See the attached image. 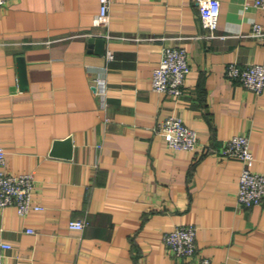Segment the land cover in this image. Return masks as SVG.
<instances>
[{
    "label": "crops",
    "instance_id": "crops-1",
    "mask_svg": "<svg viewBox=\"0 0 264 264\" xmlns=\"http://www.w3.org/2000/svg\"><path fill=\"white\" fill-rule=\"evenodd\" d=\"M207 37L194 0H9L0 6V144L4 170L31 173L42 209L0 207L3 264H264V201L236 199L243 162L219 154L248 135L252 170L264 173V90L226 75V65L264 63V9L219 0ZM108 35V36H107ZM103 39L101 52L98 42ZM186 48L190 71L179 96L151 88L164 46ZM110 50L112 59H107ZM25 64L19 79L18 58ZM105 80V95L93 80ZM180 115L197 131L194 150H173L158 127ZM70 138L67 145L56 141ZM70 220H83L82 229ZM197 227V251L170 252L163 233ZM34 229L28 232L27 228Z\"/></svg>",
    "mask_w": 264,
    "mask_h": 264
},
{
    "label": "built area",
    "instance_id": "built-area-1",
    "mask_svg": "<svg viewBox=\"0 0 264 264\" xmlns=\"http://www.w3.org/2000/svg\"><path fill=\"white\" fill-rule=\"evenodd\" d=\"M202 25L208 30L207 37L215 36L220 13L219 0H194ZM9 0H0V6H4ZM111 0H99L98 12L93 18L94 25H106L109 21V8ZM254 7L264 9V0H252ZM251 36H264V28L260 23H254L249 33ZM108 36V35H107ZM107 59H112L110 50L106 52ZM190 71L188 53L183 46H164L160 60L153 68L151 74V88L158 92H165L179 96L183 93V85ZM226 75L238 81L244 87L260 94L264 90V63L251 62L240 65L229 62L226 65ZM95 93L104 96L105 80L95 77L93 80ZM166 141V145L173 150H194L197 146V131L189 127L178 114H169L158 127ZM219 154L224 157L238 158L243 162L240 172L239 185L236 192L237 202L241 206L249 207L264 201V173L252 170L249 162L253 158L248 135L233 134L223 141ZM6 151L0 144V207L13 206L16 212L27 215L31 209L40 210L42 205L35 203L33 199L34 181L31 173H9L4 170ZM69 227L82 229L83 220H70ZM28 232H33L31 227ZM197 227L194 224L178 225L170 231L163 233V241L167 249L179 257H194L197 251L196 244ZM12 247L11 243L0 237V264L6 251ZM195 264H214L209 257H199ZM218 264H225L224 262Z\"/></svg>",
    "mask_w": 264,
    "mask_h": 264
},
{
    "label": "water",
    "instance_id": "water-1",
    "mask_svg": "<svg viewBox=\"0 0 264 264\" xmlns=\"http://www.w3.org/2000/svg\"><path fill=\"white\" fill-rule=\"evenodd\" d=\"M90 40H95L98 42V52H101L102 49H101V45H102V42H103V39H95V38H91ZM18 69H19V79H20V82L22 83L21 85L23 86V84L25 83V64H24V61H23V58L20 57L18 58ZM57 145H67L65 147V151H62L63 154H69V150H70V147H71V143H70V138L68 137L66 140H63V141H56L55 142V146Z\"/></svg>",
    "mask_w": 264,
    "mask_h": 264
}]
</instances>
